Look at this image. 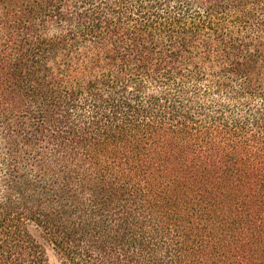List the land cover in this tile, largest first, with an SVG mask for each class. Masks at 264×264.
Returning a JSON list of instances; mask_svg holds the SVG:
<instances>
[{
	"label": "trees",
	"instance_id": "1",
	"mask_svg": "<svg viewBox=\"0 0 264 264\" xmlns=\"http://www.w3.org/2000/svg\"><path fill=\"white\" fill-rule=\"evenodd\" d=\"M264 264V0H0V264Z\"/></svg>",
	"mask_w": 264,
	"mask_h": 264
},
{
	"label": "rangeland",
	"instance_id": "2",
	"mask_svg": "<svg viewBox=\"0 0 264 264\" xmlns=\"http://www.w3.org/2000/svg\"><path fill=\"white\" fill-rule=\"evenodd\" d=\"M49 264H63L62 260L54 252L49 251Z\"/></svg>",
	"mask_w": 264,
	"mask_h": 264
}]
</instances>
